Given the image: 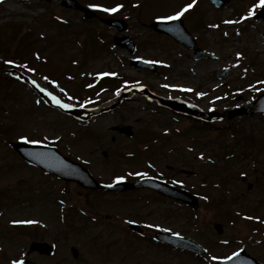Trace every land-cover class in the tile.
Instances as JSON below:
<instances>
[{
	"label": "rangeland",
	"instance_id": "rangeland-1",
	"mask_svg": "<svg viewBox=\"0 0 264 264\" xmlns=\"http://www.w3.org/2000/svg\"><path fill=\"white\" fill-rule=\"evenodd\" d=\"M77 1L101 5L90 8L100 17L126 19L128 27L118 31L99 18L86 19L58 0H0V264L26 254L31 234H17L8 224L31 218L66 228L70 264H104L108 258L119 264H215L239 248L264 264V223L249 218L264 217V115L228 118L231 109L264 92V18L258 16L264 7L249 16L259 0H229L219 8L196 0L182 16L207 52L196 59L192 50L150 28L192 0H140L138 10L123 6L114 13L102 9L116 7L119 0ZM118 35L131 37L133 51L114 43ZM132 59L155 61L157 70L133 66ZM143 88L213 114L208 120L175 114L142 90L131 91ZM49 92L73 104L79 117L54 108L42 96ZM143 125L155 134H147ZM128 126L129 136L122 131ZM245 135H254L258 147L248 145ZM11 141L55 145L101 182L155 173L198 195L200 206L193 211L147 190L95 194L30 165ZM256 167L263 172L255 175ZM249 181L256 185L246 194ZM115 207L141 222L148 236L131 237L128 220L122 225V215H111ZM216 222L224 225L222 234L214 229ZM157 230L192 237L208 252L198 257L161 244L154 239ZM31 259L52 264L37 254Z\"/></svg>",
	"mask_w": 264,
	"mask_h": 264
},
{
	"label": "water",
	"instance_id": "water-1",
	"mask_svg": "<svg viewBox=\"0 0 264 264\" xmlns=\"http://www.w3.org/2000/svg\"><path fill=\"white\" fill-rule=\"evenodd\" d=\"M214 2L215 5L221 6L224 5L228 0H211ZM62 3L66 6H71L74 8H80V10H84L87 17H92L96 13L91 10H87L86 8L82 7L76 0H62ZM106 23L110 25H117L120 29H124L125 23L120 20L114 19H106ZM123 23V24H122ZM154 28H156L159 32H165L174 37L178 42L183 43L190 49H193L195 58L201 59L206 57L205 51L198 47L197 41L195 37L187 30L183 19H176L172 21H156L152 24ZM118 44L122 46H127L131 49V40L129 38H117L115 39ZM134 65L137 66H144L146 65L149 67L154 68L155 66L152 64H147L140 61H133ZM227 74V70H224L221 73V76H225ZM162 104H165L176 111H181L187 114H191L194 116H199L201 118H209V115L204 113L199 107L197 106H188L185 103L180 102L177 99H165L159 98ZM72 112L71 110H69ZM253 113H263L264 114V93L257 97L254 102L248 103L244 107H240L229 112V116L233 117L236 115H243V114H253ZM126 132L129 134L128 128L125 129ZM13 147L28 161L34 163L46 171L53 172L58 176L67 179V180H76L81 185L100 189V190H128V189H135L140 187H153L161 191L164 194L169 196H173L176 198L183 199L185 202L192 204L193 206H197V198L196 196L188 193L182 189H176L175 187L159 180H155L153 178H141L136 183L124 182L104 185L98 183L89 173V171L84 168L80 163L73 161L69 157H66L65 154L61 153L57 148L54 146H45V145H38V144H26V143H13ZM215 228L221 232L222 225L220 223L215 224ZM161 239L170 242L171 244L178 245L182 248H186L189 250L196 251L200 254L205 252V249L195 242V240L188 238V237H181V236H174V235H166L160 234ZM32 249H38L42 252H50L48 245L46 243H33ZM24 264H35L32 262H24ZM218 264H261L257 259L252 257L248 254L245 250H241L233 257L218 261Z\"/></svg>",
	"mask_w": 264,
	"mask_h": 264
},
{
	"label": "snow or ice",
	"instance_id": "snow-or-ice-1",
	"mask_svg": "<svg viewBox=\"0 0 264 264\" xmlns=\"http://www.w3.org/2000/svg\"><path fill=\"white\" fill-rule=\"evenodd\" d=\"M196 3V0H192V3H189L187 4L185 7H183L180 11L176 12L174 15L172 16H167V17H162L161 19H167V20H176V19H179L180 17H182L189 9H191L194 4ZM90 7H93V8H101L102 6L101 5H90ZM123 7V5H117L116 7H112V8H103L102 10L103 11H106V12H116L119 8ZM257 7H264V0H259V4L256 5L254 4L253 5V8L252 10L249 12V16H252V15H255V9ZM226 23H233V21H226ZM227 35V33H226ZM238 56L242 55L241 53H237ZM7 63L9 64H13L14 61L12 60H9V61H6ZM149 63H153V61H149ZM24 67H27V65H24ZM29 71H35V69H29ZM103 75V74H102ZM113 75H115V73H113ZM45 79H48L47 77H45ZM53 83H56L55 81H52ZM33 84H36V81H32ZM37 87H39V85H37ZM165 87H168V85H165ZM189 91L191 89H188ZM42 91H46V90H43ZM48 95H52V93H48ZM200 95H203V93H201ZM53 99L55 100V102L60 105L61 107L63 108H71L72 105L71 104H65L63 103L62 101L59 100V98L53 96ZM23 139H27L26 137H24ZM33 143H38V141H32ZM203 155V154H201ZM137 175H146V174H141V173H136ZM125 179L124 176H117L115 178L116 182H120V181H123ZM109 187H111V185H109ZM251 218V217H249ZM12 223L14 224H32V223H36V221H32V220H25V221H12ZM178 235V234H177ZM213 259H216V257H213ZM11 264H24V260L23 259H16V260H12L11 261Z\"/></svg>",
	"mask_w": 264,
	"mask_h": 264
},
{
	"label": "flooded vegetation",
	"instance_id": "flooded-vegetation-1",
	"mask_svg": "<svg viewBox=\"0 0 264 264\" xmlns=\"http://www.w3.org/2000/svg\"><path fill=\"white\" fill-rule=\"evenodd\" d=\"M118 220V219H117ZM116 220V221H117ZM130 231V229H129ZM128 234L131 236V237H136L134 232L132 233L131 231L128 232ZM143 237V236H141ZM79 254L76 253V257L74 259L78 260L79 259ZM128 258H130L131 256H126ZM50 260H52V264H70L71 263V257L67 254V250L66 249H62V248H59L57 246H55V252L52 256L49 257ZM110 264H117L118 262H116V260L113 262H108ZM119 264V263H118ZM124 264H131L130 261L128 262H124Z\"/></svg>",
	"mask_w": 264,
	"mask_h": 264
},
{
	"label": "bare ground",
	"instance_id": "bare-ground-1",
	"mask_svg": "<svg viewBox=\"0 0 264 264\" xmlns=\"http://www.w3.org/2000/svg\"><path fill=\"white\" fill-rule=\"evenodd\" d=\"M47 95H48V93H47ZM50 97H52V96H50ZM96 110H99V108H97V109H94L93 111H96ZM74 181H76V180H74Z\"/></svg>",
	"mask_w": 264,
	"mask_h": 264
}]
</instances>
